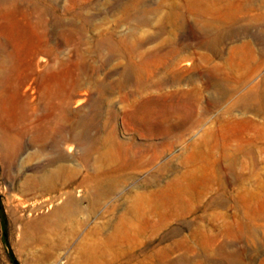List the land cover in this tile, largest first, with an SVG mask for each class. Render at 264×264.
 <instances>
[{"label":"rangeland","instance_id":"rangeland-1","mask_svg":"<svg viewBox=\"0 0 264 264\" xmlns=\"http://www.w3.org/2000/svg\"><path fill=\"white\" fill-rule=\"evenodd\" d=\"M172 1L0 0V11L11 8L19 19L23 12L51 25L74 19L81 26L75 44L90 53L84 63L54 39L55 53L36 59L43 70L54 65L66 80L80 81L63 121L87 131L90 147L67 140L53 149V134L44 141L30 111L16 122L18 154L9 159L0 149V264H264V107L255 97L238 103L264 85V0H188V6L175 0L188 13V26L140 51L157 47L167 54L158 78L188 69L183 82L155 91L188 89L198 100L187 127L170 134L158 117V134L148 136L130 115L138 87L123 81L125 47L143 11L154 19L136 35L145 40ZM198 16L234 22L243 32L215 47L202 45L193 29ZM171 39L179 43L175 57ZM213 68L235 92L217 105L211 100L217 92L208 87ZM28 93L37 97L39 89ZM36 102L44 116L45 102L39 96ZM17 113L22 117L23 108Z\"/></svg>","mask_w":264,"mask_h":264},{"label":"bare ground","instance_id":"bare-ground-1","mask_svg":"<svg viewBox=\"0 0 264 264\" xmlns=\"http://www.w3.org/2000/svg\"><path fill=\"white\" fill-rule=\"evenodd\" d=\"M183 6H188V0H184ZM160 12L161 8H157V15ZM147 13L149 12L143 11L138 17L137 28L131 30L128 36L131 43L125 47L127 62L122 71L123 81L138 87L133 92L134 100L131 103L130 115L140 134L156 136L158 117L164 120L162 122L169 123L166 131L172 134L188 126V116L193 110L194 102L198 100V93L188 91V89L168 90L165 88L155 91V88L169 83L183 82L184 74L188 69L174 70L158 78V69L167 54H162L161 49L157 47L142 52L140 48L144 43H153L165 34L173 37L176 31L185 25L188 26V13L182 11L173 0L167 14L163 18L156 17L159 24L156 33L145 40L137 39L136 35L139 30L152 26L154 23V19L152 20ZM20 16L21 19L13 9L8 7L0 11V131L5 130L0 140V149L9 159H13L18 154L21 148L20 138L13 131L16 122L28 116L27 111L32 112L35 117L33 118L34 127L43 133L44 141H47L53 134L51 138L53 149L60 150L67 140L79 144L82 148L90 147L87 131L81 132L75 126L67 128L63 121L64 113L68 112L75 103L72 91L76 89L80 81L74 78L66 80L67 74L63 72L64 70H54L56 67L54 65L43 70L42 65L36 61L40 54L51 56L55 53L52 41L56 39L59 42L57 43L58 49L62 46H72L76 58L87 63L90 53L80 52L75 44L81 26L79 27L74 19L69 22L59 21L51 25L44 20L33 22L26 12ZM193 29L195 34L203 38L202 45L214 47L226 39L240 36L243 32L234 22L228 25L216 24L210 20H202L201 16L194 19ZM186 40H188V30L182 38L183 42ZM259 41L264 44V37ZM178 44L174 39L169 41L170 56L177 55ZM105 45L110 50H119L122 54L120 45L113 39L105 40ZM58 63L59 65L65 64L62 59ZM209 75L208 87L217 92L216 96L211 97L215 105L234 96L233 89L225 88L217 68L209 70ZM258 87L260 86H256ZM23 88L26 90L24 91ZM37 89H39L40 102L43 100L47 106V113L44 116L38 115L40 110L36 102L38 96L31 97L28 93L29 90L34 92ZM80 97L81 99L77 101L78 105L86 100L84 93L80 94ZM254 97L260 103L261 108L264 107V85L242 95L238 103L245 104ZM18 107L24 110L22 117L17 113ZM246 150L252 151L251 148L243 149V151ZM107 178V176L105 179L102 178V182L107 181Z\"/></svg>","mask_w":264,"mask_h":264}]
</instances>
